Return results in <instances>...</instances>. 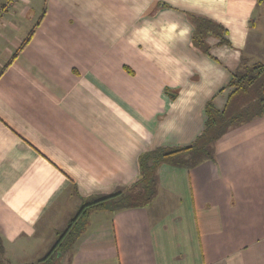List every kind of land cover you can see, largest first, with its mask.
<instances>
[{
    "label": "crops",
    "instance_id": "obj_1",
    "mask_svg": "<svg viewBox=\"0 0 264 264\" xmlns=\"http://www.w3.org/2000/svg\"><path fill=\"white\" fill-rule=\"evenodd\" d=\"M261 2L5 7L0 241L9 264H264V115L228 130L210 156L162 163L147 205L107 200L66 249L39 262L84 204L139 180L142 153L193 144L207 103L225 107L233 73L262 56V36H252ZM192 15L223 25L229 44L207 35V50L196 45Z\"/></svg>",
    "mask_w": 264,
    "mask_h": 264
},
{
    "label": "trees",
    "instance_id": "obj_2",
    "mask_svg": "<svg viewBox=\"0 0 264 264\" xmlns=\"http://www.w3.org/2000/svg\"><path fill=\"white\" fill-rule=\"evenodd\" d=\"M190 18L194 26L193 41L196 45L207 50L205 41L207 35L220 37L221 43L229 44V39L225 37L227 30L223 25L203 16L192 15ZM228 87H231L232 91L223 109L216 108L212 102L207 103L205 128L193 144L180 148L157 147L142 153L139 158L141 170L139 180L130 188L92 199L84 204L76 216L70 220L67 229L61 233L47 255L39 262L66 249L85 227L90 212L96 208L106 207L107 200L115 199L116 205L124 208L147 205L154 198L157 184L156 173L162 163L173 162L175 157L189 151L210 156L213 144L228 130L264 115L263 61L249 64L245 58L241 67L233 73ZM0 246L3 250L1 241Z\"/></svg>",
    "mask_w": 264,
    "mask_h": 264
},
{
    "label": "rangeland",
    "instance_id": "obj_3",
    "mask_svg": "<svg viewBox=\"0 0 264 264\" xmlns=\"http://www.w3.org/2000/svg\"><path fill=\"white\" fill-rule=\"evenodd\" d=\"M259 10L257 11V13L255 14V16H253L254 18L257 19L258 23H257V26L255 28V35H252L253 37L254 36H258V35H261V47L264 46V1H262L261 3H259ZM254 34V33H253ZM262 38H263V41H262ZM256 49L255 51H258L260 53H262V56H256L252 59V61H257L258 59L260 61H263L264 62V47H263V50L262 49ZM113 203V204H116V200L114 201H110V203ZM0 264H9L8 262V259L6 258L5 254L3 253V250L0 246Z\"/></svg>",
    "mask_w": 264,
    "mask_h": 264
},
{
    "label": "built area",
    "instance_id": "obj_4",
    "mask_svg": "<svg viewBox=\"0 0 264 264\" xmlns=\"http://www.w3.org/2000/svg\"><path fill=\"white\" fill-rule=\"evenodd\" d=\"M16 0H6V3L2 6H0V14H2L5 11V7L11 5Z\"/></svg>",
    "mask_w": 264,
    "mask_h": 264
}]
</instances>
